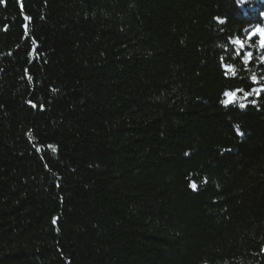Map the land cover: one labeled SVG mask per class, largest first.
I'll use <instances>...</instances> for the list:
<instances>
[{
	"label": "trees",
	"instance_id": "obj_1",
	"mask_svg": "<svg viewBox=\"0 0 264 264\" xmlns=\"http://www.w3.org/2000/svg\"><path fill=\"white\" fill-rule=\"evenodd\" d=\"M256 28L264 0H0V264H264V87L224 104L264 85Z\"/></svg>",
	"mask_w": 264,
	"mask_h": 264
},
{
	"label": "snow or ice",
	"instance_id": "obj_2",
	"mask_svg": "<svg viewBox=\"0 0 264 264\" xmlns=\"http://www.w3.org/2000/svg\"><path fill=\"white\" fill-rule=\"evenodd\" d=\"M238 3H242L243 0H237ZM253 35H255V33H250L248 35V39L251 40ZM235 45H237L240 49V51H238L236 53L237 56H241V55H244L245 56V59H244V63L247 64L249 62V59L251 56H252V53L251 52H247V53H244L243 50L245 48V44L243 43V41H241L240 39H236L234 41H232ZM253 80H255V77H253ZM240 91H243V97H239L238 93ZM256 90L253 89L251 91H244V90H238L237 92H225V96L228 97V100L225 101L226 104H234V103H238L239 104V108L240 109H244L248 106L247 103H245L244 101H249V97H251L253 95V92H255ZM264 91V90H262ZM258 95L257 94V99H258ZM257 99H251L250 100V103L255 106L256 103H257ZM190 187L193 189V190H196L197 188V185L196 184H191Z\"/></svg>",
	"mask_w": 264,
	"mask_h": 264
},
{
	"label": "rangeland",
	"instance_id": "obj_3",
	"mask_svg": "<svg viewBox=\"0 0 264 264\" xmlns=\"http://www.w3.org/2000/svg\"><path fill=\"white\" fill-rule=\"evenodd\" d=\"M255 33V35H253V37L252 38H254V37H259L260 38V42H261V44L263 43V40H264V31L262 30V29H260V28H256V29H253V30H251L250 31V33ZM249 33V34H250ZM244 43V42H243ZM236 47H237V49L238 50H240L239 49V47L237 46V45H235ZM228 71H230V69L228 68L227 69ZM253 82L255 83V84H257V87L255 88V90L256 91H258L259 89H261L262 87H264V85H262V82L258 79V78H255V80H253ZM229 92H232V91H229ZM234 92H237V91H234ZM238 95H239V97H243V92L242 91H240L239 93H238ZM228 100V97L227 96H225L224 97V104H226L225 103V101H227ZM245 103H248V101H244Z\"/></svg>",
	"mask_w": 264,
	"mask_h": 264
}]
</instances>
